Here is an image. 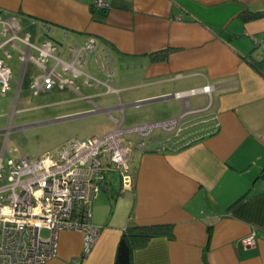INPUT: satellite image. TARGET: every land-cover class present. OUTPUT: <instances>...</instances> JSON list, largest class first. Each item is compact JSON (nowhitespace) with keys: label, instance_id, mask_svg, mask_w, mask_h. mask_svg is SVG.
<instances>
[{"label":"crops","instance_id":"0c3cea01","mask_svg":"<svg viewBox=\"0 0 264 264\" xmlns=\"http://www.w3.org/2000/svg\"><path fill=\"white\" fill-rule=\"evenodd\" d=\"M103 1L106 7L93 11L92 0H0L1 20L14 26L19 37L27 32L34 44L69 43L64 64L81 74L74 76L49 58V68L64 78L83 74L78 67L86 57L83 60L78 50L88 37L112 62L130 63L139 70L134 81L120 87L92 86L83 79L87 87H104L95 96H116L106 108L71 85L53 84L40 92L57 85L78 94L67 100L87 101L91 110L83 114L105 112L113 128L128 119L109 111L122 112L124 106L140 103L145 104L144 114L136 119L142 123L202 109L216 117L218 127L178 149L134 151L129 161L132 188L115 191L107 174L93 200L90 222L99 235L89 252L83 255L80 232L60 231L58 253L45 264H113L120 235L133 224H171L173 231L172 238L156 236L136 248L134 264H264V74L251 64L264 58V15L241 18L244 13L264 12V0ZM14 43L27 50L20 40ZM9 47L21 62L18 96L25 79L31 88L44 71ZM206 85L210 91H201ZM123 98L137 101L124 104ZM3 148L4 140L0 152ZM251 234L254 243L243 245Z\"/></svg>","mask_w":264,"mask_h":264},{"label":"built area","instance_id":"2783aa9c","mask_svg":"<svg viewBox=\"0 0 264 264\" xmlns=\"http://www.w3.org/2000/svg\"><path fill=\"white\" fill-rule=\"evenodd\" d=\"M95 8H105L103 0H92ZM20 40L27 50L14 43ZM9 45L19 52V58H30L44 73L34 78L30 87L34 94L53 84L60 88L70 86L71 79L64 78L54 67L45 65L49 58L60 64L64 71L74 76L81 74L72 64H64L49 40L34 44L26 32L21 38L14 26L0 18V50L10 57ZM34 49L38 55L29 53ZM86 52H93L99 71L106 73L108 85L112 76V59L104 49L88 37L78 50L83 60ZM87 77H90L87 75ZM11 70L0 57V94L10 89ZM85 83H90L87 79ZM201 91L209 92V86ZM199 89H190L196 93ZM176 96H182L175 93ZM192 116V117H190ZM216 117L202 109L183 112L175 118L122 126L121 124L101 135L72 138L39 157L19 155L4 162V148L0 152V264H45L58 253V233L64 230L83 235V255L96 241L98 228L91 222L93 200L106 183L108 172L120 175V191L133 186L130 158L134 151H166L186 146L218 127ZM161 132L155 136V131ZM135 136V139L132 137ZM47 230L48 235H41ZM254 243L253 234L242 240L247 246ZM78 264V262H77Z\"/></svg>","mask_w":264,"mask_h":264},{"label":"rangeland","instance_id":"374dc122","mask_svg":"<svg viewBox=\"0 0 264 264\" xmlns=\"http://www.w3.org/2000/svg\"><path fill=\"white\" fill-rule=\"evenodd\" d=\"M30 32L35 30L29 29ZM52 45L57 54L59 49L62 52L59 54L60 59L65 62L68 60V45L69 43L64 40L60 42L53 41ZM73 46V45H71ZM10 57H1L5 60L11 69L12 77L10 80V89L4 94H0V130L8 129L5 135L0 134V146L4 140V162L7 158L17 157L19 155L28 157H39L49 150L72 138H87L94 135H101L113 129L112 123L107 119L105 112L87 113L91 106L87 101L81 99L67 100L76 97L78 94L88 96L89 100L100 106L106 108L116 102V96L102 95L95 96V93L103 91L104 87L95 89L94 87H87L83 85V79H87L92 86L96 81H107V73L110 71L107 68L106 73L99 71L94 60L93 52H86L85 64L83 67H78L83 74L79 78H74L72 75H66L68 79L72 80L71 86L77 89L78 94L70 92L67 89H59L57 85L48 92H39L34 94L33 89L29 88L28 80L25 79L21 85L18 96L16 95V87L20 76L21 62L17 58V54L9 47L6 46ZM33 55H38L35 50L31 52ZM1 54V53H0ZM52 60L49 59L45 65L50 67ZM133 64L121 63L114 59L111 63L112 76L109 85L112 87H120L125 82L135 80L139 73L137 68H133ZM30 71V66L27 72ZM35 70V73H39ZM89 75L90 77H87ZM65 76V75H64ZM139 92V91H136ZM17 97V104L14 107V97ZM128 101V102H127ZM137 100H125L122 103H130ZM144 103L137 105L124 106L122 112L109 111L112 116L120 118L127 117L124 126H131L141 124L136 118L144 114ZM22 109V110H20ZM82 113V114H81ZM12 115V120L9 118ZM140 119V118H139ZM159 131L158 129L155 131ZM5 138L3 139V137ZM135 139V136H132ZM109 179L112 180V185L115 191L120 190V175L115 170L108 172ZM108 198V195H105ZM119 196V195H118ZM113 200V199H111ZM41 235L47 236L48 231L42 230Z\"/></svg>","mask_w":264,"mask_h":264},{"label":"trees","instance_id":"16d2710c","mask_svg":"<svg viewBox=\"0 0 264 264\" xmlns=\"http://www.w3.org/2000/svg\"><path fill=\"white\" fill-rule=\"evenodd\" d=\"M96 8L92 6L94 11ZM264 12H250L241 14L242 20L256 19ZM161 59L167 55V50L162 51ZM252 66L264 74V58L251 62ZM156 236L173 237L171 224L139 225L133 224L125 227L117 243L113 264H134L133 252L136 248L143 247L151 238Z\"/></svg>","mask_w":264,"mask_h":264}]
</instances>
